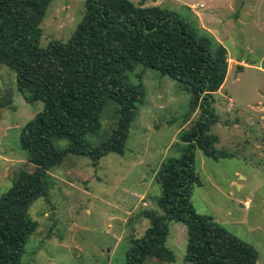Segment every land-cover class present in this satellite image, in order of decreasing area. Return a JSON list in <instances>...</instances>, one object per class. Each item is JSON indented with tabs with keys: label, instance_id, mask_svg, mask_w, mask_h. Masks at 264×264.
<instances>
[{
	"label": "rangeland",
	"instance_id": "1",
	"mask_svg": "<svg viewBox=\"0 0 264 264\" xmlns=\"http://www.w3.org/2000/svg\"><path fill=\"white\" fill-rule=\"evenodd\" d=\"M128 1L138 5L142 0ZM85 2H51L40 26L42 48L72 36ZM144 6L175 12L227 50L226 79L209 105L216 116L209 133L218 138L215 149L227 157L214 161L195 151L202 187L192 188L190 202L196 213L212 217L251 245L256 264H264V0H147ZM130 79L143 102L124 154H109L96 166L88 157L67 154L60 166L46 172L43 193L29 210L38 226L25 246L23 264H124L130 242L149 227L143 212L159 213L156 173L168 158L181 156L180 134L198 119L201 108L187 117L189 95L151 69L137 68ZM42 109L41 102L23 98L13 71L1 66L0 197L27 169L20 134ZM116 110L107 105L102 127L85 138L88 143L96 146L109 137ZM55 146L66 149L67 141ZM168 230L166 247L175 256L173 264H185L187 229L169 222ZM145 264L167 263L148 259Z\"/></svg>",
	"mask_w": 264,
	"mask_h": 264
},
{
	"label": "trees",
	"instance_id": "2",
	"mask_svg": "<svg viewBox=\"0 0 264 264\" xmlns=\"http://www.w3.org/2000/svg\"><path fill=\"white\" fill-rule=\"evenodd\" d=\"M52 1L0 0V67L13 71L16 89L26 101L43 104L20 134L27 169L33 171H20L0 197V264H23L25 246L38 226L29 210L43 193L47 171L60 166L67 154L88 157L93 166L109 154H124L143 102L130 79L137 68L177 82L189 95L187 117L198 108L201 114L180 134L181 156L168 158L156 173L159 213L143 212L149 227L130 242L124 264L148 259L173 264L175 256L166 247L169 222L187 229L185 264H256L251 245L212 217L196 213L190 202L192 188L202 187L195 151L214 161L227 157L215 149L218 138L209 133L216 119L209 105L226 79L227 50L175 12L144 6L147 0L138 5L86 0L72 36L42 48L40 26ZM110 103L117 107L118 120L109 137L92 146L85 138L99 132ZM59 140L67 141L66 149L55 146Z\"/></svg>",
	"mask_w": 264,
	"mask_h": 264
},
{
	"label": "crops",
	"instance_id": "3",
	"mask_svg": "<svg viewBox=\"0 0 264 264\" xmlns=\"http://www.w3.org/2000/svg\"><path fill=\"white\" fill-rule=\"evenodd\" d=\"M157 3V2H156Z\"/></svg>",
	"mask_w": 264,
	"mask_h": 264
}]
</instances>
